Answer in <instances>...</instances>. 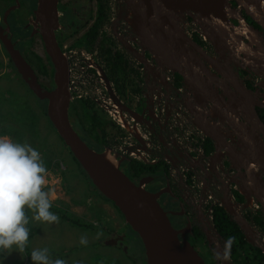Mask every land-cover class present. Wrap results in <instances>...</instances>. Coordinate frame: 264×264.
Returning <instances> with one entry per match:
<instances>
[{
    "label": "water",
    "instance_id": "95a60500",
    "mask_svg": "<svg viewBox=\"0 0 264 264\" xmlns=\"http://www.w3.org/2000/svg\"><path fill=\"white\" fill-rule=\"evenodd\" d=\"M232 1L236 2L237 9L231 7ZM58 4L59 0H39L35 12L46 42L47 53L55 69V87L44 91L31 66L19 54L15 55L8 48L17 69L36 96L43 101L46 100L49 121L93 186L115 204L127 224L139 236L145 248L146 264H207L204 257L188 241L185 230L174 229L166 211L160 206L158 196L144 188L152 178L148 180L142 178L140 184H136L122 168H115L104 159L103 153L111 150L105 148L104 151L98 152L92 149L73 128L69 115L71 106L68 92L69 61L56 42V32L60 25ZM126 4L130 7L133 17L130 21L131 28L142 49L148 52L151 59L155 60L162 69H169L173 74L180 76L183 84L194 92L198 105L195 114L198 128L219 148L226 151L231 162H236L232 163L233 168L244 170L245 178L239 190L248 200H253L251 197L256 199L264 212V142L258 132L260 129L264 133V123L258 116V105L253 90L239 83L235 85L238 95L231 98L220 94L216 88L220 82L227 86L230 79L235 81L231 65L251 68L253 71L257 69L264 71V38L260 35L264 34V0H126ZM15 9L8 11L7 16ZM240 10H244L261 31L249 27L240 15ZM187 15L192 16L202 26L204 35L220 58L214 59L209 56L201 45L182 30L181 22ZM237 20L239 25L233 22ZM114 32L117 36L116 30ZM118 38L129 53L136 52L131 45L125 44L120 37ZM244 39L249 40V43ZM137 58L144 65L148 64L145 55ZM209 66L217 70L222 78L213 73ZM100 71L113 101L122 111L141 124L139 118H143L141 116L143 113L140 114L124 104V101L116 96L101 68ZM261 75L264 78V72H261ZM158 77L168 87L165 77L163 75ZM206 105L211 106L209 114L203 112ZM207 116L214 121L213 125H210ZM226 126L238 139L239 146L243 148L241 153L231 152L230 141L220 134L219 128ZM250 134L255 137L254 141L259 145V149H251L248 145ZM250 142L252 144V140ZM163 147L173 151L167 143H164ZM148 151L151 153L155 150ZM175 154L176 151L172 155ZM210 166L211 162L192 169L195 172L198 168L207 171ZM209 180L219 186L220 181L216 177H210L208 183ZM232 184L235 183L230 180L227 186L230 187ZM210 185L217 192H224L222 188ZM192 200L195 202V195ZM220 202L223 209L233 216L237 223L244 222L242 228H248L247 222L237 217L229 198L225 201L220 199ZM202 204L203 202L192 205V208L195 209ZM181 233H183L182 239L179 238ZM219 238L222 239L221 236ZM248 240L250 244L264 252V247L255 242L252 235ZM226 264L232 262H228L227 259Z\"/></svg>",
    "mask_w": 264,
    "mask_h": 264
},
{
    "label": "flooded vegetation",
    "instance_id": "af4514ba",
    "mask_svg": "<svg viewBox=\"0 0 264 264\" xmlns=\"http://www.w3.org/2000/svg\"><path fill=\"white\" fill-rule=\"evenodd\" d=\"M19 2V3H18ZM39 0H0V81L2 80V76H6L8 74H11V81L15 82L17 86L20 88V90H23V101L24 106H29V95L34 94L35 98L43 103L46 104V100H42L36 96L34 91L31 90L28 83L24 80L23 76L20 74L19 70L17 69L14 59L12 58L8 48L13 51L16 54H19L22 59H24L32 68L34 71V75L37 78L38 83L42 87L44 91L52 90L55 87V81H54V75H55V69L52 63V60L50 56L47 53L46 49V42L40 27V23L37 22V18L35 15V12L38 9ZM85 4V3H84ZM84 4L80 2L79 0H59L58 4V16H59V28L56 32V42L61 50V52L66 55V49L71 50V48L76 49L79 46H75L76 42L81 40L89 31L90 28L93 26L88 25L87 31L83 34H80V31L83 27V23L88 20L89 15H93L94 9H87L85 8ZM94 4V0H93ZM97 5V3H96ZM97 7V6H96ZM231 7L234 9H237L238 6L236 2H231ZM16 8L15 10L11 11L10 14L7 16L8 11ZM130 12V7L126 5L125 3L120 6V3L118 5L117 13H119L120 18H125ZM80 13H84L83 16L80 17ZM240 15L245 19L247 25L255 30H260V27L251 20L246 14L244 10L239 11ZM76 17L78 19V23H76L73 19L71 20L70 17ZM194 16H197L194 14ZM70 19V20H69ZM185 20L189 21L188 27L191 26V23H196L202 32L204 31L202 26L195 21V19L187 15L185 17ZM91 22H94L93 19H91ZM235 25H239L238 20L233 21ZM88 23V22H86ZM131 25V24H130ZM86 28V27H85ZM18 30V33H17ZM133 32V29L130 27V30ZM261 31V30H260ZM134 34V32H133ZM135 35V34H134ZM264 38V34H260ZM110 37V36H108ZM136 37V36H135ZM138 39V38H137ZM72 40L73 42H70ZM195 40V39H194ZM246 43H249V40L244 39ZM139 41V40H138ZM196 41V40H195ZM198 44L199 42L196 41ZM71 43V44H68ZM202 47L206 51V53L211 56L214 59L220 58V55L217 53V51L214 49L211 42L208 40V43H201ZM200 45V44H199ZM67 46V47H66ZM92 49V47H91ZM93 49H95V46H93ZM80 51V49H77ZM151 57V56H150ZM69 59V58H68ZM155 61V60H154ZM158 64V63H157ZM135 70V73L139 75V79L136 76H133L134 81L136 82V85L138 86V89H142L141 93L132 96L131 102H127L125 100L124 96L118 93V91L114 87V92L116 96L120 100H123L124 103H127L130 105V107L134 110L139 112L140 114L143 113V118H139L141 120V124L143 129L150 135L151 140L154 145L162 147L164 143L167 142V138L169 137V119L171 117V98H175V103H183L186 109L195 112V110L190 107L189 103L187 102L188 98H193L195 101V95L194 92L189 89L186 85L183 84V81L181 82V89L179 90L174 83L176 80V74L174 75V81L170 82L167 79L166 76V70H156V69H138L134 66H132ZM210 70H212L213 73L217 74L220 79L221 74L215 70L213 67L209 66ZM234 79H230V81L227 83V86L223 83H219V86H216L218 92L222 95H226L229 97H236L238 95V91L235 88V85H239V83L248 88L253 90L254 97L256 98L257 102V113L262 121L264 123V78L261 75V72H264L261 69H257L256 71H253L251 68H244L242 66H236L231 65ZM102 69L104 71L105 67L102 66ZM222 69V68H221ZM106 75V72H104ZM158 75H163L166 79V82L168 83V87L162 83V81L159 79ZM107 77V76H106ZM254 77L256 79V84L251 83V79ZM142 78V79H141ZM109 79V78H108ZM110 81V80H109ZM258 85L260 88H255L254 86ZM79 84L73 85V92L74 95H77L80 90ZM256 90L258 92H256ZM131 94V91H130ZM233 94V95H232ZM163 95V96H162ZM25 98V99H24ZM33 103H35L33 101ZM195 103H197L195 101ZM198 106V105H197ZM160 108L164 110V113L162 114L163 117H160L156 114V110ZM206 111L211 110L210 105H206ZM70 110L72 112H75L74 107H70ZM153 115V117H151ZM99 116L107 120L105 115L102 113H99ZM70 117L74 123V127H78L79 130L77 132L80 134V137L82 140L88 144L92 149L96 151H104L103 145L98 143L94 138L89 137L88 133L86 131V127L83 126L78 119L75 118V114H70ZM196 117V115H195ZM197 119V117H196ZM108 121V120H107ZM140 124V123H139ZM156 124L158 126L154 127ZM108 133L111 134V137L107 138L108 143L112 146L116 142L117 134L112 136V125H109L106 129ZM228 129V133L222 134L227 140L230 141L231 145L229 146V149L231 152H234L236 154H239L243 151V148L239 146V141L237 138L234 137L233 131L230 130L228 126H226ZM112 131V132H111ZM156 131H159V133H156ZM259 137L264 142V133L262 130L259 129ZM255 137L250 134L249 135V142L248 145L250 148L259 149V145L257 142L254 141ZM252 140V144L251 141ZM118 144H116L117 146ZM215 145L218 147V145L213 143V146ZM107 148V147H105ZM112 149V148H111ZM221 150L220 153L214 154V158H212V162L214 163L212 166V172L209 173L210 177L216 174L218 178L220 179V187L222 188V191L228 188L227 183L232 180V182L236 183L238 186H241V183L243 182V179L245 178V172L241 168L240 171L236 168L231 169L234 165L231 162L229 156L227 155L226 151L223 148H219ZM129 150V149H128ZM222 151L224 153H222ZM129 152V151H128ZM117 160H122L121 168H124L126 171H124L136 184H140V181L143 179L148 180L151 177L150 174H141L136 175L134 174L135 168L131 170V164L133 162H137L136 159H133L129 156H124L123 153L113 152ZM124 156V158H120ZM162 158L161 161L164 162L163 168L161 169V173L164 174L162 176H156L155 179L152 178V181L146 185H144L145 189L149 191L152 194H155L158 196V201L160 203V206L166 211L169 219L171 220V223L173 227L178 231L185 230L186 237L189 238V241L193 240L191 242L192 245H194L198 250L199 247L197 244L201 240L208 241L210 239L209 235L206 234L204 237H200L198 234L195 236V233L191 229L190 223L187 218L184 219H177L176 217H179L180 215L177 214H183L186 213L184 208L180 210L177 209L181 204V197H183L184 200L186 198L190 197V195L187 193L186 188V180L183 177H178L177 180L173 181V178L171 177V168L173 166H177L179 162H182V158H177L178 163L171 164L172 162L165 161L166 157L169 156L168 153L164 152L160 155ZM174 157V155H173ZM175 161V159H173ZM221 164L219 165V163ZM148 164V163H143ZM123 165V166H122ZM221 166L219 173H216L214 170H217L216 167ZM221 171H224L226 174V177L223 179V176L220 174ZM129 172V173H128ZM131 173V175H130ZM197 176V181L201 185V190L204 192V194H208L209 192L214 193V195L217 198H220L222 200H227V194L226 192L221 193L214 190L211 186L208 187L205 183V179L202 178L200 175ZM214 186H217V184H214ZM94 188V187H93ZM236 200L239 203H242L244 201V197L240 195L238 191H235ZM240 196L242 199H240ZM256 200V199H255ZM104 209L103 210H119L115 204L110 201L111 205H107V200H102ZM183 207V205H182ZM175 210V211H172ZM261 212H263L261 210ZM176 216V217H175ZM202 226V224H201ZM186 227V228H184ZM183 233L180 234V238L182 239ZM191 239V240H190ZM121 248L123 247V242L119 243ZM205 244V243H202ZM201 244L202 252L199 250L200 255L204 257L206 262L210 264V262L205 258L204 252L211 250L209 246L206 245L207 249H205ZM212 252V251H211ZM144 258L142 255H136L137 262H143ZM145 264V263H144ZM221 264V263H219Z\"/></svg>",
    "mask_w": 264,
    "mask_h": 264
},
{
    "label": "rangeland",
    "instance_id": "374dc122",
    "mask_svg": "<svg viewBox=\"0 0 264 264\" xmlns=\"http://www.w3.org/2000/svg\"><path fill=\"white\" fill-rule=\"evenodd\" d=\"M79 1L83 4L85 3L84 6L87 9H93L95 7L94 12L92 13L93 15L88 16V20L86 21L88 23H83L84 25L87 24V26L91 25L93 23L91 22V19L94 21L97 15V1L94 0V4L93 0ZM123 1L126 4V0ZM116 6L118 5L116 4ZM116 6L112 4L110 7L112 9L109 13L110 23L106 26L108 32L107 36H111V38L114 39L116 38L115 42L117 44L118 50L121 49V52L124 51L123 53L125 54V52L129 51L120 43L118 37H120L125 44L131 45L129 42H127L125 32L127 30V26L130 25L128 22H130L133 17L129 12L127 17L120 18L118 16L119 13H117ZM83 15L84 13H80V17ZM70 19H73L76 23H78V19L75 16L73 18L70 17ZM87 30V27L82 28L80 34L85 33ZM114 30H116L117 36L115 35ZM70 42L73 41L70 40ZM82 42L83 40L77 41L76 46ZM106 43L109 44L110 40L107 39ZM133 48L136 49L135 47ZM77 49L81 50V47L79 46L76 49L71 48V50L74 52H78V54L73 55L74 59H78L80 62V70H82L81 72H85L83 80L79 81L81 88L79 90L78 96H81L84 100H92L94 98L95 101L99 100L100 102H103V99H107V91L104 84L100 81V73L98 74V71L95 73V69L88 71V64L91 62L90 60L86 61L82 52L78 51ZM136 52L134 54L130 52L129 54L132 58L137 60ZM98 53L100 54L101 52L98 51ZM146 56L148 55L146 54ZM126 58H128V56ZM139 69L147 70L144 65L139 66ZM11 80L12 79L7 78V75L2 76V80L0 81V98H2V102L5 99L11 97L12 89H14L19 94L18 96L23 95V90H20L17 84ZM72 80H78V78H76V74L72 76ZM72 88L73 85L70 83L71 94ZM79 97H76L75 100L73 96L71 98L72 104L75 105L71 106L74 107L75 110V112L71 111V114H75V118L78 119L83 126L90 125L87 118L81 112L82 107H78L81 103ZM29 99L30 105L21 107L20 109L22 114L21 116L25 118L24 127L22 125L23 122L18 121L17 128H15L10 117L8 133L4 135L0 134V136H8L14 142L18 143L28 142L33 148L40 152L44 164L48 170V175L46 177L47 184L44 190H51L52 193V208L50 211L53 212V210H59L60 213H58V216L60 219L59 223L53 224L38 222L30 223L29 228L30 231H33L34 236L29 241L27 252L25 249L24 252L20 253L18 249L13 246V249L6 250V257L3 260L0 259V264H13L15 261L32 264L30 256L32 249L43 247L49 248L52 258L59 257L66 259L68 264H144L146 252L142 242L139 239V236L127 224L120 210L119 212L121 214L118 212V210H103L104 205L102 200L105 201L106 198H103L99 194L98 190L93 188L92 183H89L87 177L82 174L81 170L79 169V165L74 161L70 150L65 146L62 139L50 125L46 115V106L39 102L35 98L34 94L29 95ZM33 101L35 103H33ZM21 103V99L17 98L14 102V106L18 107ZM98 109L100 113L105 116L107 115V117L110 119L109 113L105 109H102L99 104ZM111 110L112 109L110 107V111ZM14 114L15 113L12 115ZM106 122L109 125H112V136L117 134L116 142L112 146L113 150L111 153L113 154L114 151L117 152L116 149L119 147V145L116 146L117 142H121V144H123L126 135L122 131L123 129L119 127L115 121L106 120ZM156 126H158V124H156L154 127ZM9 127L16 130H11ZM108 130L109 128L107 131ZM87 132L89 137L94 138L89 133V131ZM157 133H159V131H156L155 135ZM107 137H111V134L108 132ZM154 147L157 148L159 146L154 145ZM119 152L120 151H118V153ZM127 156H129V154ZM122 162V160H119L120 164H122ZM151 166L150 172L156 175L161 174L163 165H160L159 163H152ZM118 167L121 168V165ZM122 169L126 171L124 168ZM187 182L189 187H193L196 184L192 180L191 176L187 178ZM244 202H246V209L244 210H248L250 208L256 209L253 200L247 201L244 199ZM106 203H108V206L111 205L110 201L108 200ZM182 208L185 210H191L187 204H184L180 210ZM60 214H64L68 218L74 220H79L83 224L89 226L91 225V227H80L69 220L63 219ZM28 215L31 216V213L28 212ZM98 233H100V235H98ZM253 234L255 242L264 246L262 236L257 231L253 232ZM81 236L87 237L88 242L86 245H81L79 243ZM247 238L249 239L248 235ZM121 242L124 243L122 248L119 244ZM191 242H193V240H191ZM197 246L200 247L201 244H197ZM223 247L224 245H222V248ZM137 254L142 255L143 258L145 257L144 263L139 261L137 262ZM204 256L207 258V260H211L212 258L208 251L204 252Z\"/></svg>",
    "mask_w": 264,
    "mask_h": 264
},
{
    "label": "clouds",
    "instance_id": "9594fccd",
    "mask_svg": "<svg viewBox=\"0 0 264 264\" xmlns=\"http://www.w3.org/2000/svg\"><path fill=\"white\" fill-rule=\"evenodd\" d=\"M192 39L198 40L199 44L202 46L201 43H203V42L199 41V39H197V38H192ZM207 40H208V38H207ZM146 54L148 56H146ZM144 55L147 58H149V56H150L148 54V52H146V51H145ZM65 58L67 59V57H65ZM69 64H70V62H69ZM100 68L101 67L99 66L97 69L98 74L100 73V75H99L100 81L104 84L106 91H107V95L110 96L109 90L106 86V82L103 79ZM101 70H103V69L101 68ZM94 71L96 73V70H94ZM103 72H105V71H103ZM173 75H175V74H173ZM111 86H112V89H114L112 83H111ZM68 92H69V97H70V104H71V106H75L71 102V98H72V96L74 98V95H73V93L71 94V92H70V81L68 83ZM74 100H75V98H74ZM79 100H81L80 104H82L84 101H88V100H84V99H79ZM92 100L95 101L94 98ZM95 103H96L95 109H98V104L96 101H95ZM124 104H126V103H124ZM44 105L46 106V115H47V102ZM99 113L100 112L98 109V115H99ZM70 114H71V110H69V115ZM105 117L107 118L108 121H111L107 117V115ZM47 119H48V116H47ZM70 120L72 122L73 128L76 131L79 130L77 126L74 127V123H73L71 117H70ZM48 121H49V119H48ZM140 125L142 126V124H140ZM53 129L57 133V131L54 127H53ZM104 149H105V147H104ZM107 149H109L111 151L113 150V148L112 149L107 148ZM128 149L131 150V148H128ZM149 150H155V151H152L151 153L148 151V155L151 158L150 161L144 160L141 162V161L137 160V162L156 164L157 162H159L160 159H162V158H160L159 154L164 153V152L169 154V156L166 157L165 161H167V162L171 161L172 162L171 164H174L175 162L176 163L179 162V161L177 162V160H176L177 158H180V156L178 154H175L173 158L168 159L173 154V151L166 150L163 147V145H162V147H160L159 150L158 149H149ZM132 151H133V149L131 150V152ZM173 159H175V161H173ZM213 164L214 163L212 162V165ZM146 173L147 172H145L143 174H146ZM47 175H48V170H47V168L44 164V161L41 157V154L38 150L33 148L28 142L18 143V142H14L8 136H0V249H4L5 254H6V250L13 249V246H15L16 249H18V251L20 253L24 252L25 249L27 252L29 241L34 236L33 231H30V228H29L30 223H37V222L38 223H47V224L59 223L60 218L58 216V213L55 214L54 212L50 211V209L52 208L51 190H49V191L44 190L45 186L47 184V181H46ZM162 175L164 177L163 173H161L159 176H162ZM196 175H200L202 178H204L205 183L208 187L211 186L210 184H212V182L209 180V183H208V181H207L210 178V176H204L201 173L200 168H198ZM189 176L192 177V174H190ZM151 177L153 179H155V177H153V176H151ZM211 177H216V176L213 175ZM216 179L218 181H220L219 178L216 177ZM187 183L188 182L186 181V188L189 187ZM195 183L196 184L193 186V189L189 193L187 192L190 195V197L186 198V200L181 199L182 204L177 208V209H179L182 207V205L187 204V205H189L191 210H188V211H186V213H183V214L175 213V215H180L179 217H176V216L175 217L177 219L187 218L189 223H190L191 229L195 233V236H197L196 234H198L200 237H204V236H206V234H208L209 237L211 236L208 241H205L206 245L208 242L210 243V247L216 246V247L222 248V245H224L223 250L217 252V256L220 257V259L214 260L215 262L208 260L210 262V264H217V263L226 264L225 260H227V259H228V262L229 261L231 262L232 260L230 259L231 258L230 250H231V245L235 241V237H230L226 241L224 240L225 241V243H224V241L219 238L220 235L218 234V232L216 230L215 223H214V214H213V220L210 221V218L208 217L207 210H206V207L204 206V204L199 205V206L197 205L198 207L195 209L192 208V205L195 206V204H198L196 202V200L198 199V197L200 195L203 196V198L205 200L207 198V195L209 193H212V192H209L208 194H204V192L201 190V185H198L199 184L198 181H196ZM146 184H148V183H146ZM215 187H220V185L219 186L217 185ZM230 187L226 188L224 190V192H226V194H227V199H228V191H229ZM186 190L188 191V188ZM212 194H214V193H212ZM100 195H102V194L100 193ZM194 195L196 196L195 202H193V200H192V197ZM251 198L253 200H255L253 197H251ZM257 204L259 205L258 202H257ZM260 209L262 210L261 206H260ZM261 210H252V209L242 210V217L236 213V210H234V211H235V213L239 219L247 222L248 220H247L246 216H248V212L258 213ZM172 211H175V210H172ZM28 212L31 213V216L28 215ZM231 217L235 221V218L233 216H231ZM248 222H247V225L250 226L251 229H253L252 232L257 231L262 236V239L264 241V237L258 231L257 227H255L250 221H248ZM201 224H202V226H201ZM184 228H186V227H184ZM98 235H100V233H98ZM251 235H253V237H254L253 233ZM179 238H180V234H179ZM187 239L189 241V238H187ZM87 242L88 241H87L86 236L80 237L79 243L81 245H86ZM248 242H249V240H248ZM202 243H204V240L201 242V244ZM195 249L198 252H199V250L202 252L201 247H199V250L196 247H195ZM26 252H25V254H26ZM30 256H31L32 264H68L66 259H62L59 257L52 258L51 252H50L48 247L33 248ZM144 259H145V257H144ZM145 264H146V259H145Z\"/></svg>",
    "mask_w": 264,
    "mask_h": 264
},
{
    "label": "built area",
    "instance_id": "2783aa9c",
    "mask_svg": "<svg viewBox=\"0 0 264 264\" xmlns=\"http://www.w3.org/2000/svg\"><path fill=\"white\" fill-rule=\"evenodd\" d=\"M119 3L121 6V4L124 3V1L123 0H113L112 2V4L115 6L116 4L119 5ZM112 4L110 5V7L112 6ZM111 9L112 8H110V11ZM116 10H118V6H116ZM95 20L96 18L94 19V22ZM128 23L130 24V22ZM188 25H189V21L185 20L184 18L183 21L181 22V27H182V30L190 38H197L199 39V41L203 43H208V40L206 36L204 35V31L202 32V30L196 23L192 22L190 27H188ZM129 30H130V25L127 26V30L125 32V36L127 37L126 38L127 42H129L132 47H135L137 49L136 56L140 57L141 55L145 54V50L142 49L138 39L135 37L133 32ZM103 33L108 35L106 27ZM66 50L67 52L65 56L67 57V59L69 58L68 61L70 62L69 64L70 83H72V85L79 84V81L83 80V76L85 75V72H81L82 70H80L81 69L79 66L80 62L78 61V59H74L73 55L78 54V52L76 51L74 52L73 50H68V49ZM80 51L82 52L84 59L86 61L90 60L91 62L90 64H88V71H92L91 69H95L96 71H98L97 69L99 66L102 68L103 65L99 63L98 60L96 59V54H98L97 49H95L93 52H90L85 48L84 49L81 48ZM125 54L130 59V64L132 66L139 69V66L144 65L143 62L139 60V58H137L138 61L135 58H132L129 52H125ZM144 66L150 69H156V70L162 69L153 59H151L150 56L148 58V64ZM165 70L167 71L166 76H167L168 81L173 82L174 81L173 73L169 69H165ZM75 74L78 80L74 81L72 80V76H74ZM255 81L256 79L252 77L251 83L256 84ZM254 87L260 88V86L258 85H255ZM178 89L180 90L181 88H178ZM72 93L74 95L73 89H72ZM78 94L74 95V98L79 97ZM106 98L107 99L105 100L103 99V102H100L99 100H96V101L98 102L99 106L102 109H105L109 113L110 120L115 121V123L123 129L122 131L126 135V137L124 138L125 141L123 142V144L119 145L116 151L117 152L120 151V153H123L124 156H127L129 154V157H132L133 159H136L141 162L144 160L150 161L151 158L148 155V150L149 149L159 150L160 148L154 147V145L152 144L150 135L142 128L140 124H138L134 120L132 116L122 111L121 108L113 101L111 96L106 95ZM79 99H82V97L80 96ZM175 100L176 99L174 97L171 98V102H172L171 117L169 119V124H168L170 133H169V137L167 138V144L173 149V152L176 151V154H178L179 156L182 155V162L178 163L176 167L173 166L174 168L171 169V177L173 178V181L177 180L178 177L180 176L183 177L187 181L188 176L192 174L191 178L194 182H196L197 181L196 172L192 168L199 167L204 164H209L211 162V166L209 170L207 171L201 170V173L204 176H208V174L212 172V166H213L212 158H214V154L207 156L205 148L200 143V141H204L205 139H207V136L197 126V119L195 117V114H196V110L198 106L195 103V101H193V98L189 97L187 102L189 103L190 107H192L195 110V112L186 109L183 103L174 104ZM110 107L112 109L111 111H110ZM155 112L158 116L163 117L162 116V114L164 113L163 109L158 108ZM203 112L205 114L207 113L209 114L211 110L206 111V109H203ZM207 117L209 119L210 125H213L214 121L210 119L209 116ZM219 132L222 134H225V133H228V129L226 127H222V129L219 128ZM142 141H144V143H142ZM127 148H131L133 149V151L129 153ZM214 152L215 154L216 152L220 153L221 150L219 149V147L215 145ZM222 153L224 152L222 151ZM124 156H122L121 158H124ZM220 164L221 162L219 163V165ZM220 167L221 166H217L216 167L217 170H214V171L216 173H219ZM231 169H233V167ZM220 174L223 176V179L226 177V174L224 173V171H221ZM214 176L218 178L216 174H214ZM198 185H200V183ZM187 188H188V191H187L188 193L193 189V187H187ZM239 189L240 187L236 183L232 184V186L230 187L228 191V198L231 200L233 207L236 210V213L239 216H242V210L246 209V202L243 201L242 203H239L236 200L235 191H238L244 197L245 200L248 201V198L243 193H241ZM253 201H254V205L256 209L254 208H250V209L259 210L260 206L257 204L255 200ZM196 202L197 203L199 202L198 204H200V202H203L204 206L206 207L207 214H208V217L210 218V221L213 220L214 208L222 207L220 199L217 198L212 193H209L205 200L203 196L200 195L198 199L196 200Z\"/></svg>",
    "mask_w": 264,
    "mask_h": 264
},
{
    "label": "trees",
    "instance_id": "16d2710c",
    "mask_svg": "<svg viewBox=\"0 0 264 264\" xmlns=\"http://www.w3.org/2000/svg\"><path fill=\"white\" fill-rule=\"evenodd\" d=\"M96 1H97L96 20L93 26L90 28V31L81 39L83 40V42L80 43L78 46H80L83 49L85 48L90 52H93L95 49L101 52L100 54L99 53L96 54V59L98 60L99 63H101L105 67L104 71L106 72V76L109 78L110 82L114 84L115 89L118 91L120 95L122 94L125 100H127V102L129 103L131 102L132 96H136L141 93L142 89L140 90L138 89V86L136 85L134 78H132L133 76H136L139 79V75L135 73V70H132L133 67L130 64V60L126 58L127 56L123 52H121V50H118L115 39L111 38V36L108 37L107 34L103 33L105 27L110 23L109 13H110V5L112 0H96ZM85 27H87V24L83 25L82 28ZM107 39L110 40L109 44L106 43ZM93 46H95V49H93ZM7 78L11 79V74H8ZM181 82H182L181 77L177 75L176 80L174 82L177 85L176 86L177 88H181ZM18 95L19 94L14 89H12L10 98L5 99L3 102H2V98H0V134L1 135L8 133V124L10 117L12 124L15 126V128H17L18 121H22L23 122L22 125L24 127L25 118L21 116L22 114L20 112L21 107H24V101H23V97ZM17 98H20L22 103L18 107H15L14 102ZM95 105L96 103L94 100L84 101L82 104H80L79 107H82V111H81L82 114L87 118V120L90 123V125H84V126L86 127V131H89V133L94 137V139L98 143L103 145V147L105 146L107 148H112L113 145L111 146L107 141L108 137H107L106 128L109 127V124L106 122V120L102 119L98 115V111L97 109H95ZM13 113L15 114L12 115ZM50 125L53 126L51 123ZM10 129L14 131L16 130L13 128ZM200 143L205 148L207 156L213 154L214 146H213V142L209 138L205 139L204 141H200ZM117 144L120 145L121 142H117ZM160 155L161 154H159V156ZM72 157L74 161L79 165V163L77 162V160L74 158L73 155ZM158 163L160 165H164V162H162L161 159L156 164ZM130 167L131 170H133V168L136 169L134 170V174L136 175L142 173L141 174L142 176L143 173L145 172H147L146 174H150L153 177L160 175V174L156 175L150 172L152 167L151 164L133 162ZM79 169L81 170L82 174H84L87 177L90 183L91 181L89 177L87 176V174L80 165H79ZM101 196L105 198L103 195ZM240 199H242L241 196ZM53 212L60 213L59 210H53ZM60 216L63 219L69 220L80 227H89V228L91 227V225L89 226L83 224L79 220L68 218L64 214H60ZM246 217L248 221H250L255 227H257L258 231L264 237V212L261 211H259L258 213L248 212V216ZM214 223L218 234L222 237L223 240L226 241L230 237H235V241L231 245V250H230L231 260L233 264H264L263 251L260 248L255 247L248 242L241 228L232 219V217L229 214H227V212L222 207L214 208ZM5 257H6L5 250L0 249V259L3 260L5 259ZM13 264H26V263L15 261Z\"/></svg>",
    "mask_w": 264,
    "mask_h": 264
},
{
    "label": "crops",
    "instance_id": "0c3cea01",
    "mask_svg": "<svg viewBox=\"0 0 264 264\" xmlns=\"http://www.w3.org/2000/svg\"><path fill=\"white\" fill-rule=\"evenodd\" d=\"M171 158H173L172 155H171L168 159H171ZM204 165H205V164H204ZM208 176H210V175L208 174ZM247 222H248V221H247ZM248 223H249V222H248ZM237 225H238V226L241 228V230L243 231L244 235L246 236V239H248V238H247V235L249 236V239H250V238H251V234L253 233V232H252V229L250 228V226L247 225L248 228H246V227L242 228V227L244 226V222H242L241 224L237 223ZM246 233H247V235H246ZM210 237H211V236H210ZM203 240H204V239H203ZM203 240L199 241L198 243L201 244V242H202ZM204 243H205V244H202V246H203L205 249H207L205 240H204ZM207 246L210 247V243H209V242L207 243ZM210 248H211V250H209L208 252H209V253L211 254V256H212L211 261H212V262H215L214 260H218V259H220V257L217 256V252H218V251H222L223 248H219V247H216V246H214V247H210ZM211 251H212V252H211ZM225 263H226V260H225Z\"/></svg>",
    "mask_w": 264,
    "mask_h": 264
},
{
    "label": "bare ground",
    "instance_id": "6f19581e",
    "mask_svg": "<svg viewBox=\"0 0 264 264\" xmlns=\"http://www.w3.org/2000/svg\"><path fill=\"white\" fill-rule=\"evenodd\" d=\"M190 97H192V96H190ZM103 157L110 165H112L115 168H119L118 167L119 166V161L117 160V158L110 151H106L105 153H103ZM232 264H233V262H232Z\"/></svg>",
    "mask_w": 264,
    "mask_h": 264
}]
</instances>
